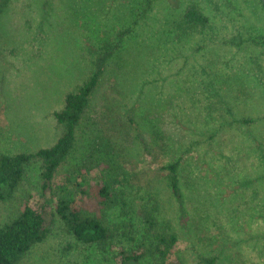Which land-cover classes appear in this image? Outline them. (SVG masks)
<instances>
[{
	"label": "rangeland",
	"instance_id": "1",
	"mask_svg": "<svg viewBox=\"0 0 264 264\" xmlns=\"http://www.w3.org/2000/svg\"><path fill=\"white\" fill-rule=\"evenodd\" d=\"M139 2L12 0L0 18V157L57 144L64 127L55 114L92 76L104 42L129 25L127 9ZM191 3L213 30H175ZM91 148L127 173L121 178L137 224L145 207L158 206L160 222L179 237L184 264H264L255 236L264 214L250 215L264 207L260 0H152L149 19L109 59L56 180ZM179 160L178 200L164 168ZM41 173L42 163L33 162L15 196L0 202V229L38 194ZM237 222L243 235L234 231ZM19 264L115 263L55 218L49 237Z\"/></svg>",
	"mask_w": 264,
	"mask_h": 264
},
{
	"label": "trees",
	"instance_id": "2",
	"mask_svg": "<svg viewBox=\"0 0 264 264\" xmlns=\"http://www.w3.org/2000/svg\"><path fill=\"white\" fill-rule=\"evenodd\" d=\"M11 2L0 0V18ZM260 3L263 6L261 0ZM151 9L152 0H141L136 6L128 7L129 25L121 29L112 42H104L94 62L92 76L67 95L64 109L55 114L56 121L64 127V134L55 146L34 154L0 157V202L15 196L33 162L42 163L38 194L28 196L19 215L0 229V264H19L34 246L49 237L55 218L62 221L79 243L97 247L105 261L115 264H184L179 252V237L160 222L157 205L145 207L141 222L137 224L121 178V175L127 178V173L120 162L98 158L95 148H91L80 164L67 171L61 180H56L59 169L75 149L78 127L100 86L109 59L122 52L126 41L149 19ZM174 27L183 36L213 30L211 18L197 3L186 6ZM181 167L182 161L179 160L164 168L168 171L173 196L178 200L182 198ZM253 213L250 215L261 216L264 207H256ZM255 225L259 229L255 235L258 238L256 247L264 256V243L259 242L264 237V224ZM233 228L235 233L243 235L240 232L245 228L244 224L237 222Z\"/></svg>",
	"mask_w": 264,
	"mask_h": 264
},
{
	"label": "water",
	"instance_id": "3",
	"mask_svg": "<svg viewBox=\"0 0 264 264\" xmlns=\"http://www.w3.org/2000/svg\"><path fill=\"white\" fill-rule=\"evenodd\" d=\"M261 2H262V4H263V6H264V0H261Z\"/></svg>",
	"mask_w": 264,
	"mask_h": 264
}]
</instances>
